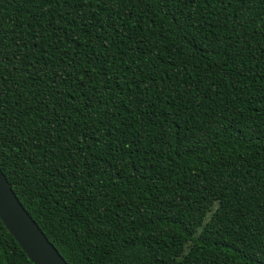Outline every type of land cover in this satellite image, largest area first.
I'll use <instances>...</instances> for the list:
<instances>
[{
	"label": "trees",
	"instance_id": "obj_1",
	"mask_svg": "<svg viewBox=\"0 0 264 264\" xmlns=\"http://www.w3.org/2000/svg\"><path fill=\"white\" fill-rule=\"evenodd\" d=\"M0 170L67 264H264V0H0Z\"/></svg>",
	"mask_w": 264,
	"mask_h": 264
},
{
	"label": "water",
	"instance_id": "obj_2",
	"mask_svg": "<svg viewBox=\"0 0 264 264\" xmlns=\"http://www.w3.org/2000/svg\"><path fill=\"white\" fill-rule=\"evenodd\" d=\"M0 220L33 264H67L23 208L1 170Z\"/></svg>",
	"mask_w": 264,
	"mask_h": 264
}]
</instances>
